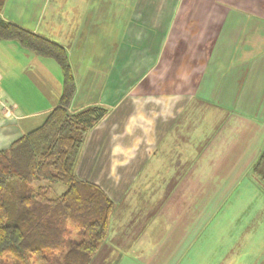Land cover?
Segmentation results:
<instances>
[{
	"label": "crops",
	"instance_id": "1",
	"mask_svg": "<svg viewBox=\"0 0 264 264\" xmlns=\"http://www.w3.org/2000/svg\"><path fill=\"white\" fill-rule=\"evenodd\" d=\"M129 1L6 0L0 12L65 48L71 113L108 110L74 167L77 179L103 180L115 205L96 255L104 251L105 264H264V247L243 237L264 212L251 175L264 145V0H171L174 11L135 0L131 14ZM61 90L55 61L0 41V150L41 126ZM194 194L220 196L197 229ZM146 206L151 218L136 215Z\"/></svg>",
	"mask_w": 264,
	"mask_h": 264
},
{
	"label": "trees",
	"instance_id": "2",
	"mask_svg": "<svg viewBox=\"0 0 264 264\" xmlns=\"http://www.w3.org/2000/svg\"><path fill=\"white\" fill-rule=\"evenodd\" d=\"M6 0H0V12ZM0 41L56 62L62 74L58 105L41 126L0 150V264H91L105 242L114 202L95 183L77 179L74 167L86 133L107 115L90 105L77 112L68 107L76 84L67 52L61 45L5 21L0 15ZM264 190V145L251 168ZM65 189L51 198L48 186ZM77 238L70 237V227Z\"/></svg>",
	"mask_w": 264,
	"mask_h": 264
},
{
	"label": "rangeland",
	"instance_id": "3",
	"mask_svg": "<svg viewBox=\"0 0 264 264\" xmlns=\"http://www.w3.org/2000/svg\"><path fill=\"white\" fill-rule=\"evenodd\" d=\"M134 1L135 0H130L129 1V12H130V14L134 12V7H135V4H134L135 2ZM162 4H163V8L167 5L168 6V10L174 11V10L177 9V4L178 3L172 2L171 0H162ZM137 181L138 180H134V182H137ZM140 181L143 182V180H140ZM140 181H139V183H140ZM103 183H104V181L101 180L100 183H99V185L97 183H96V185L102 188V186L100 184L103 185ZM37 186H48L50 188V190H51V194H50V197L51 198H55L56 196L59 195L60 192H62L65 189V187L62 184H60V183H56V184L51 185L49 182L42 181V180L35 182V187H37ZM125 197H127V196H125ZM138 197L139 196H133L132 197V200H133L132 201V204H133L134 208L139 207V206H136V204H138L137 203L138 202ZM150 197H152V196L151 195H142L141 196V198H144V199L145 198H149L150 199ZM162 197H163V200H164L166 196H162ZM219 197L220 196H217V199H213L214 196L194 194V196H193L194 208L191 211L192 213L191 212H188V217L189 218L190 217L193 218V221H194V224H195L194 229H197V226H198L199 222H201L202 220L206 219L207 216H209L208 218H210L211 215L213 214V210L205 209V205L206 204H209L208 206H210L211 204H214L215 205L216 202H217V200H219ZM118 200H120V199L117 198V200H115V201H118ZM130 200H131V196H130ZM130 200L126 199V200H122V201H125V203L127 204V203L130 202ZM146 203H147V201H146ZM247 207L252 208L253 207V203L251 201H249ZM148 208H149V206H146V209L145 210H143L141 208V210L134 211V212L136 213V215L139 214L142 218L144 217V214H146V216L144 218L145 219H148L149 217L150 218L152 217L151 216L152 211H150ZM180 210L181 211L179 212L178 216L181 215V214H185L187 212L185 208L184 209H180ZM189 214H190V216H189ZM168 216H169L168 215V211H162L161 212V218L162 219L168 218ZM254 217H256L258 219V222L260 223V227H255L254 228L255 229L254 230V233L255 234L254 233L253 234H250V230H249V232H246L245 231L244 234H243V237L245 239H246V237H249L251 240H254L252 242V244H251L252 245V248H256L257 249L256 251H259L261 248L264 247V212L258 211V212L255 213V216ZM254 217H251L250 218L251 219V222H249V227L254 226V221H255ZM262 217H263V222H261V220H260ZM70 228L72 230V232L70 234V237L73 238V239H76L77 238L76 229L73 228L72 226ZM249 229H252V228H249ZM173 245H174V243L172 244V247H170L168 249V251L170 252L172 258H176L180 254L181 248H175V247H173ZM113 246L119 248V250H121L122 249L121 247H123V245L120 244V243H118V242H117V244L116 243L115 244L113 243ZM99 249H98L97 252H99ZM122 256L124 258V253L122 254ZM104 259H105V252L102 251L100 254H97V255L95 254L94 255L93 260H92L93 263H91V264H105V260ZM109 260H111V259H108L107 261H109ZM262 260L264 262V257H263ZM171 261L172 260H169V262H168V260H163V264H173V263H170ZM31 264H43V263H41V262H39V261H37L35 259H31ZM106 264H107V262H106Z\"/></svg>",
	"mask_w": 264,
	"mask_h": 264
},
{
	"label": "built area",
	"instance_id": "4",
	"mask_svg": "<svg viewBox=\"0 0 264 264\" xmlns=\"http://www.w3.org/2000/svg\"><path fill=\"white\" fill-rule=\"evenodd\" d=\"M0 105H1L3 108L6 107L5 103H4L1 99H0Z\"/></svg>",
	"mask_w": 264,
	"mask_h": 264
}]
</instances>
